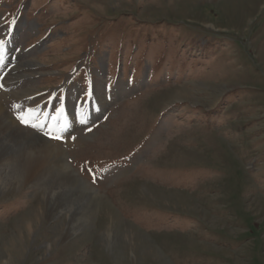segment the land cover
Listing matches in <instances>:
<instances>
[{
    "label": "rangeland",
    "instance_id": "1",
    "mask_svg": "<svg viewBox=\"0 0 264 264\" xmlns=\"http://www.w3.org/2000/svg\"><path fill=\"white\" fill-rule=\"evenodd\" d=\"M0 40L20 143L98 203L66 235L52 177L0 170V264H264V0H0Z\"/></svg>",
    "mask_w": 264,
    "mask_h": 264
},
{
    "label": "bare ground",
    "instance_id": "2",
    "mask_svg": "<svg viewBox=\"0 0 264 264\" xmlns=\"http://www.w3.org/2000/svg\"><path fill=\"white\" fill-rule=\"evenodd\" d=\"M66 121L70 122L72 117L65 115ZM43 119L41 116L39 120ZM46 119V118H45ZM13 122V121H12ZM18 134L14 131L11 119L0 106V170L5 173L20 172L25 182H44L46 178L52 177L49 182V193L47 199L53 196L57 191V197L54 198V207L65 204L61 211L72 213L66 228V235L72 234L76 230L75 218L79 214L81 221L83 214L88 218L92 215L97 206V200L94 195L89 197H80L78 191L80 184L74 179L63 164L60 163L58 155H55L49 146H43L40 155L34 153L32 145H22ZM18 146V147H17ZM19 169V170H18ZM62 181V186L58 187L57 183ZM48 185V184H47ZM85 191V190H84ZM54 207L49 208L52 213ZM80 211V213L78 212ZM112 226V218L109 219V228ZM32 225H27L28 231L31 232ZM147 244L142 233L136 232L133 237L126 238L124 242L129 244ZM152 247L151 245H148ZM132 251V250H131ZM150 254H156L155 249L149 250ZM121 260V259H120Z\"/></svg>",
    "mask_w": 264,
    "mask_h": 264
},
{
    "label": "snow or ice",
    "instance_id": "3",
    "mask_svg": "<svg viewBox=\"0 0 264 264\" xmlns=\"http://www.w3.org/2000/svg\"><path fill=\"white\" fill-rule=\"evenodd\" d=\"M0 44H3L2 40H0ZM0 87H2V85H0ZM13 108L14 109H18L16 118L25 127H30V128L35 129L37 132L42 133L44 136H47L49 139L61 140L63 138L62 136L53 135V133L50 130L49 131H44V129L47 127L46 123H44V122L33 123L31 120L25 118V116L22 115V112H24V111H34L35 109H24L22 107L18 108V106L16 104H13ZM57 111H59V109H57ZM67 128H68V126L65 125L64 128L60 129V131L61 132H66ZM73 139H74V137H73ZM94 179H95V177H94Z\"/></svg>",
    "mask_w": 264,
    "mask_h": 264
}]
</instances>
